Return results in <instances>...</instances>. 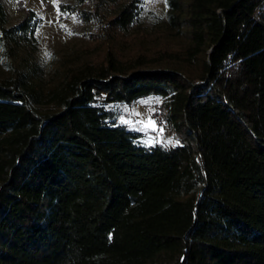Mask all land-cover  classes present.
I'll use <instances>...</instances> for the list:
<instances>
[{
	"label": "trees",
	"instance_id": "16d2710c",
	"mask_svg": "<svg viewBox=\"0 0 264 264\" xmlns=\"http://www.w3.org/2000/svg\"><path fill=\"white\" fill-rule=\"evenodd\" d=\"M60 5L125 35L131 0ZM180 52L0 80V264H264V0H168ZM0 44L35 36L29 10ZM104 25V26H103ZM166 99L178 144L145 146L111 108ZM56 110L43 112L42 105Z\"/></svg>",
	"mask_w": 264,
	"mask_h": 264
},
{
	"label": "rangeland",
	"instance_id": "374dc122",
	"mask_svg": "<svg viewBox=\"0 0 264 264\" xmlns=\"http://www.w3.org/2000/svg\"><path fill=\"white\" fill-rule=\"evenodd\" d=\"M130 1L118 0L107 8L105 21L110 20ZM2 2L7 11L8 27L21 23L29 10L36 13L39 27L35 36L21 43L5 47L0 44V80L9 78L15 71H22L44 90H48L57 86L68 71L104 62L110 51L128 63L142 56L145 61L159 64L166 58L165 51L180 52L186 44L171 36L168 0H155L147 4L142 0L141 16L125 35L108 33L102 25L83 20L73 10L63 12L60 9L62 4L76 5V0ZM166 101L161 97H149L132 104H116L111 108L118 113L121 124L142 135L143 145H172L167 142L177 141L178 138L175 124L168 120ZM41 110L53 112L56 108L44 104ZM149 117L155 121L157 130L151 127L145 129L140 123ZM122 119L131 123H122Z\"/></svg>",
	"mask_w": 264,
	"mask_h": 264
},
{
	"label": "snow or ice",
	"instance_id": "6c2138e0",
	"mask_svg": "<svg viewBox=\"0 0 264 264\" xmlns=\"http://www.w3.org/2000/svg\"><path fill=\"white\" fill-rule=\"evenodd\" d=\"M144 2H145V4H147V3H152V2H155V0H144ZM165 2H166V0H165ZM69 34H71L70 32H69ZM122 123H131L130 121H125V120H123L122 119V121H121ZM140 123L143 125V127L145 128V129H147V128H149V127H151L154 131L155 130H157L156 129V127H155V121H153L152 119H151V117H149V119L147 120V121H140ZM159 131H162V129H159ZM167 143H169V144H178L179 143V141L177 140V141H168Z\"/></svg>",
	"mask_w": 264,
	"mask_h": 264
}]
</instances>
